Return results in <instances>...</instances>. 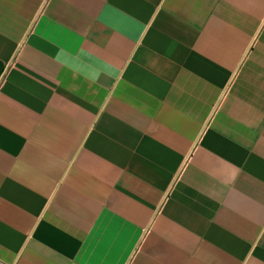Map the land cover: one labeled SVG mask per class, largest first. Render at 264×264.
I'll list each match as a JSON object with an SVG mask.
<instances>
[{
	"label": "crops",
	"instance_id": "obj_1",
	"mask_svg": "<svg viewBox=\"0 0 264 264\" xmlns=\"http://www.w3.org/2000/svg\"><path fill=\"white\" fill-rule=\"evenodd\" d=\"M0 264H264V0H0Z\"/></svg>",
	"mask_w": 264,
	"mask_h": 264
}]
</instances>
